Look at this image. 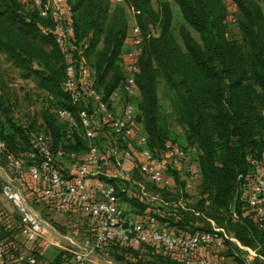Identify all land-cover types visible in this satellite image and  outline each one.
<instances>
[{"label":"trees","instance_id":"1","mask_svg":"<svg viewBox=\"0 0 264 264\" xmlns=\"http://www.w3.org/2000/svg\"><path fill=\"white\" fill-rule=\"evenodd\" d=\"M174 1L186 23L198 33V38L184 24L179 27L181 42L176 39L171 29L168 0L159 1L157 7L151 0H124L115 5L110 16L109 0H69L74 13L75 35L79 40L85 38L86 59L95 68L97 82L106 92L121 76L119 56L129 27L126 6L134 8L136 21L145 36L136 81L141 93L139 118L147 134V145L160 152L168 139L157 93L158 81L163 78L176 121L187 140L181 144L193 143L200 149L198 182L201 194L193 205L178 204L180 198H187L193 191H186L184 180L177 175L175 186L167 188L144 180L135 172L143 182L154 184V191L161 196L168 195L171 197L168 199L176 201L170 207L156 208L160 221L172 231L204 229L198 221H203L205 215L225 214L233 224V235L242 244L257 247L264 256V231L256 226L249 209L243 212L246 206L239 197L240 175L249 170L248 158L258 155L264 147V12L261 4L264 0H233L238 8L235 25L240 39L226 36L230 23L225 21L224 0ZM40 21L36 12L24 9L19 0H0V51L17 66L23 77L31 75L36 79L35 85L53 98L52 108L74 109L76 107L61 87L64 65L60 50L51 36L40 32L37 24ZM88 29L93 33L90 41L86 36ZM100 38L102 44L96 47ZM89 54H93V62ZM109 73L111 76L107 78ZM7 100L5 82L0 76L1 112L9 111ZM41 115L54 146L61 139L67 145L62 147L65 150L84 151L85 140L78 134L73 138L65 136L53 109L50 111L44 106ZM3 130L4 123L0 120V137L9 150L16 151L13 140L4 135ZM28 133L29 129L24 131L27 149ZM166 198L162 200L168 202ZM122 200H127L131 210L138 212L147 203V199L139 197L123 196ZM206 202H209L208 207ZM234 211L237 217L232 215ZM116 246L137 247L109 243L105 248L114 253ZM60 255L61 252L55 257ZM120 255L118 257H122ZM259 258L262 259L256 257L251 264H258Z\"/></svg>","mask_w":264,"mask_h":264},{"label":"built area","instance_id":"2","mask_svg":"<svg viewBox=\"0 0 264 264\" xmlns=\"http://www.w3.org/2000/svg\"><path fill=\"white\" fill-rule=\"evenodd\" d=\"M19 1L24 9L35 11L42 19L37 23L38 29L51 36L60 50L64 65L61 87L76 108L57 106L53 112L65 136L73 138L78 134L86 146L82 153L65 150L54 146L49 130H32L28 133L26 156L29 160L25 164L21 154L9 150L0 137V158L10 170L0 191L19 215L23 239L44 245L51 243L43 234L46 221L20 185L26 165L28 176L34 182L31 186L35 190L30 191L33 198L52 211L71 214L67 234L55 229L53 233L59 241L63 235L65 244L76 246L72 260L60 264H98L92 258L93 252L104 249L109 243L150 245L181 264H251L256 257L264 259L257 247L240 244L221 227L172 231L159 227L153 215L141 221L125 213L121 204L123 196L160 198L150 197L144 182L132 178L135 172L142 179L167 188L175 186L177 175L184 180L186 191H193L201 174L200 149L196 144L166 139L160 152L147 145V134L139 118L141 93L136 81L145 36L136 21L134 8L126 6L131 22L119 56L121 76L106 92L97 82L95 68L86 59L85 38L79 40L75 35L69 0ZM224 1L225 21L235 24L237 4L233 0ZM248 160L249 170L240 175L239 197L252 212L256 226L264 231V147ZM179 203L184 205L181 198ZM75 211L80 215L73 214ZM232 215L237 217L235 211ZM3 217L4 212L0 210V224ZM81 219L86 223L84 233ZM226 240L236 242L243 249L239 260L236 258L239 253L226 256L212 249L225 244ZM11 243V233L0 231V264H51L31 252H19L11 257Z\"/></svg>","mask_w":264,"mask_h":264},{"label":"rangeland","instance_id":"3","mask_svg":"<svg viewBox=\"0 0 264 264\" xmlns=\"http://www.w3.org/2000/svg\"><path fill=\"white\" fill-rule=\"evenodd\" d=\"M152 5L154 7L158 6L159 1L161 0H151ZM109 9H108V16H110L113 8L117 3L112 2L109 0ZM262 4V9L264 12V3ZM170 8H171V29L176 37V39L181 42V38L179 35V27L181 25H186L189 28V31L192 35H194L196 38H198V33L189 25L186 23L182 11L179 7V5L174 1L171 0L170 2ZM127 24L129 25L131 22L130 14L127 12ZM83 26L80 27V32L83 33ZM85 32V31H84ZM92 30L86 31V36L88 40L90 41V38H92ZM226 36L230 39H240V32L238 29V26L235 24H227L226 27ZM101 38L100 41L97 43V46H101ZM89 59L93 62V54L88 55ZM92 65V64H91ZM0 76L3 78L6 86L7 95L9 96V100H7L5 103L9 104V111H2L0 110V120L4 123V132L3 134L10 137L13 140L14 146L17 147V152L20 153L21 158L24 160L25 164L28 163V157L26 156L27 146H26V140L24 136V131H32V130H40L46 128V123L41 115V108L47 107L51 111L54 106L53 98L49 97L43 90L38 88L35 83L36 79L33 76H27L23 77L21 74V71L17 68V66L10 61L1 51H0ZM111 75L107 76L109 78ZM107 80V79H106ZM157 93L159 97V109L162 114V119L165 121V125L168 130V139L176 141L178 143H186V137L184 130L181 128V126L177 123L175 118V112L171 97L169 96V90L168 87L165 84V81L163 78H160L157 84ZM10 122H13L10 124ZM23 129V131H22ZM57 146L65 148L64 140L58 139L56 142ZM83 145V144H82ZM84 146H82L83 148ZM86 149V147H85ZM84 149V151H85ZM83 151V152H84ZM80 153V152H79ZM82 153V152H81ZM10 175V170L4 166L3 159L0 158V187L1 183L4 179H6ZM23 181L21 180V188L23 190L24 195L28 198L32 206L39 209L42 208V204L37 200V198H33V193H31V189H33L32 183L33 180L30 179L28 176V172L25 170L22 174ZM132 178L139 180L137 178V175H133ZM145 188L151 191L155 190V185L149 182H144ZM199 182L197 181L195 187L192 189L193 192L186 198L183 196L181 198L183 204L193 205L197 198H199L198 194H201V188L199 187ZM32 187V188H31ZM191 191V190H190ZM38 195L37 193H35ZM167 197V198H166ZM166 197L161 196V198H171L170 196L166 195ZM161 198H149L147 199V203L143 204L144 209L140 212H136L139 214H142L145 211L149 214L155 215V218L160 220L157 217V207L162 206H168L170 207V204L176 202L172 199H168V202H164ZM187 202V203H185ZM209 202H206L205 205L208 207ZM242 203L245 205V202L242 200ZM153 209V210H152ZM0 210L4 212L3 217V223L0 224V231H7L11 233V238L13 240V243L9 245V254L11 257L16 256L19 252L23 253H35L41 256L42 258L46 259L48 262L52 264H60L62 262L69 263L72 260L73 252L76 249V246L67 245L65 237L60 236V241L56 238H54V230H58L61 234H65L67 230L70 228V223L68 222V215L63 220V218L56 212L54 213H44L43 211L40 212L43 219H45L46 222V228L43 229V234L51 240V243L49 245L39 244L37 242H27L23 239V236L21 235L19 231V224H20V218L15 210V208L12 206V204L1 194L0 191ZM243 212H248V208H244ZM51 216H54L52 219ZM60 216V219L58 217ZM51 218V220H50ZM140 220V217H135ZM200 225L203 226L204 229L207 228H213L214 226L223 228L227 234H230V231L233 229V224L230 222V220L227 218V215L221 214L217 217H213L211 215H205L203 221H198ZM48 223V224H47ZM50 225V226H49ZM160 225V224H158ZM67 234V233H66ZM57 242L60 243V245L57 244ZM43 246V247H42ZM61 252V255L59 257H55L52 252L53 249L57 248ZM117 248V251L114 253H111L110 251L104 250H96L94 253H99V264H105L103 262V259L110 258L112 259L111 264H181L173 257H170L169 255H166L162 251H159V249L154 248L150 245H144V246H137L133 248L129 247H115ZM50 249V250H49ZM45 250V251H44ZM56 250V249H55ZM49 252V255H45V252ZM162 252V254H161ZM129 255H127V254ZM118 254H121L118 257ZM124 254V255H122ZM126 254V255H125ZM243 256V253L239 252V255L236 256V258L239 260L240 257ZM103 262V263H102ZM258 264H264V259H260L257 261ZM15 264V263H13Z\"/></svg>","mask_w":264,"mask_h":264},{"label":"crops","instance_id":"4","mask_svg":"<svg viewBox=\"0 0 264 264\" xmlns=\"http://www.w3.org/2000/svg\"><path fill=\"white\" fill-rule=\"evenodd\" d=\"M169 1V3L171 2V0H168ZM33 190H35L34 188H33ZM148 192H149V195H150V197H156V196H160V198H161V194L159 193V192H157V191H151V190H149L148 189ZM161 199H163V198H161ZM121 204H122V206H123V208H124V210H125V213L129 216V217H131V218H135V217H140V220L141 221H147V219L149 218V216L151 215V214H149L148 215V212L147 211H145L144 210V212L142 213V214H139V213H136L135 211H133V210H131V206H130V204L127 202V200H121ZM37 209V208H36ZM44 212V213H46V211H47V213H54V212H56L57 214H55V215H60L62 218H63V220L67 217V215H68V219L69 218H71V214H69V213H67L66 211H52L50 208H48V207H44V206H42V208H39V209H37V212L38 213H40V212ZM70 211H71V209H70ZM46 213V214H47ZM65 214H67V215H65ZM73 214H79L78 212H74ZM40 215H41V213H40ZM80 215V214H79ZM60 216L58 217V219H60ZM51 218L53 219L54 218V216H51ZM51 218H50V220H51ZM137 219V218H136ZM45 220V219H44ZM139 220V219H138ZM46 221V220H45ZM47 222V221H46ZM81 224H82V231L81 232H83V230H84V225H86V223H85V221H84V219H81ZM157 224H160V225H158L159 227H166L167 229H172L171 227H169V226H166L165 225V223H163L162 221H160V220H157ZM50 226V225H49ZM54 230V229H53ZM54 233V232H53ZM84 233V232H83ZM230 235L231 236H234L235 237V235H233V233L230 231ZM238 240V239H237ZM239 241V240H238ZM240 242V241H239ZM240 244H242L241 242H240ZM242 245H244V244H242ZM43 247V246H42ZM56 249V250H55ZM55 249H53L54 251L52 252V254L55 256V255H57V254H59L60 253V251L58 250V247L57 248H55ZM107 251H111L109 248H105ZM212 249H214V250H216V251H218L220 254H225L226 256H230V255H232V254H235V253H241V252H243L242 250V248H241V246H239L238 244H236V242H234V241H230V242H226L225 244H223V245H220V246H218V247H213ZM50 250V249H49ZM45 251V250H44ZM225 251H227V252H225ZM50 252V251H49ZM49 252H45L46 254L45 255H49L48 253ZM92 258H93V260L96 262V263H98V262H100L101 263V261L99 260V253L97 252V253H94L93 252V254H92ZM112 259H110V258H105V259H103V262L105 263V264H111L112 263ZM102 262V263H103ZM99 264V263H98Z\"/></svg>","mask_w":264,"mask_h":264}]
</instances>
